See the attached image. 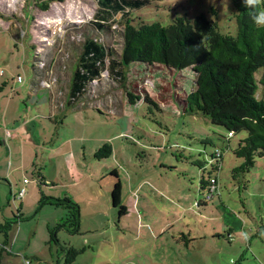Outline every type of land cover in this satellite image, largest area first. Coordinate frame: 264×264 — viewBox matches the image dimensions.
<instances>
[{
    "label": "rangeland",
    "instance_id": "obj_1",
    "mask_svg": "<svg viewBox=\"0 0 264 264\" xmlns=\"http://www.w3.org/2000/svg\"><path fill=\"white\" fill-rule=\"evenodd\" d=\"M96 5L52 1L41 11L31 0H0V111L11 101L8 112L19 105L21 118L34 116L35 125L20 133L27 143L23 169L14 167L20 160L14 156L13 172L7 171L4 147L0 152V223H10L0 264H66L69 248L78 252L67 264H264V155L234 177L241 159L232 153L247 133L229 137L201 114L182 111L196 87L190 68L132 62L124 68V85L102 71L72 107L64 105L85 38L115 56L121 52V28L96 27ZM200 13L222 33L235 34L231 0H154L135 11L134 20L166 25ZM258 87L255 97L264 99ZM127 92L140 99L130 104ZM145 96L157 108L143 102ZM104 145L110 154L96 157ZM38 169L45 178L59 170L61 184L45 186ZM208 173L218 186L205 200L199 187ZM117 181L118 207L111 202ZM47 194L72 197L79 206V231L69 234L61 226L58 242L47 226L64 224L67 209L40 206Z\"/></svg>",
    "mask_w": 264,
    "mask_h": 264
},
{
    "label": "trees",
    "instance_id": "obj_2",
    "mask_svg": "<svg viewBox=\"0 0 264 264\" xmlns=\"http://www.w3.org/2000/svg\"><path fill=\"white\" fill-rule=\"evenodd\" d=\"M31 1L38 9L46 11L50 2L63 0ZM95 1L96 27L110 28L116 23L122 32L121 52L115 56L103 43L85 38L71 71L64 105L72 107L85 94L87 85L100 78L102 71L121 86L124 85V68L132 62L161 64L176 70L190 68L196 75V87L184 97L182 111L185 114H201L210 123L223 127L227 133L232 132L230 136L245 131L247 135L238 139L232 153L235 158L241 159L232 173L236 177L250 170L255 158L264 155V99L255 97L258 85L264 96V27L252 21L250 9L244 7L242 0H231L234 35L222 33L216 22L208 20L203 13L192 20L179 16L166 25L156 21H135L134 12L150 6L154 0ZM259 10L264 11V7ZM116 15L120 17L115 20ZM259 69L262 72L256 80L254 73ZM127 97L130 104L140 99V96L130 92H127ZM143 102L157 108L148 96L144 97ZM110 150L108 145H104L95 156L105 157ZM210 157L216 159L213 153ZM215 169L217 166H212V170ZM36 174L38 181L46 185V178L39 169ZM209 177L208 173L206 180L201 178L199 188L205 189ZM111 197L112 204L118 207V181L113 184ZM38 202L40 206L51 204L67 209L64 224L57 223L53 228L47 226L50 240L58 242L56 230L61 226L66 227L69 234L79 231V206L68 196L52 198L43 195ZM124 212L125 207L121 206L119 213ZM9 228L8 221L0 223V233L4 236V245H0V261L2 251H6L3 246L7 243L6 231ZM77 252L69 248L72 257ZM72 257L66 259V264L72 262Z\"/></svg>",
    "mask_w": 264,
    "mask_h": 264
},
{
    "label": "crops",
    "instance_id": "obj_3",
    "mask_svg": "<svg viewBox=\"0 0 264 264\" xmlns=\"http://www.w3.org/2000/svg\"><path fill=\"white\" fill-rule=\"evenodd\" d=\"M37 85L40 87L41 84H39V82H38ZM32 87H34V86H32ZM10 102L11 101H8L6 108H4L0 111V140H1L0 152H2V148L4 147V150L6 151V155H7V161H8V163L6 164L7 171L13 172V170H11L12 163L13 164L17 163L14 161V156H18V157L20 156L19 163H17L14 167H18L20 169H23V167H24L23 163H25L24 159H25L26 151H24V149H25L27 143L25 141H22V142L19 141L20 133H22L23 129L26 127H27L26 132L32 131L33 130L32 127H35V125H34V120H33L34 116H33V119L32 118H29V119H22L21 118V114H24L25 111L23 112L21 109V106H19V105H17L16 108L14 106L13 112L10 114L8 112ZM51 112H52L51 115L54 116L55 115L54 107H51ZM36 116L37 115H35V117ZM30 125H31V127H30ZM2 126L4 127L3 128L4 130L1 129ZM7 127L8 128L11 127V130H9ZM31 143L33 144V142H31ZM63 143H64V146L67 145L66 142H63ZM49 150H52V149L49 148ZM65 152H66V150H65ZM48 156H50V155H48ZM57 156L58 155H56V157ZM61 157H63V156H60L59 159ZM52 163H53L52 166L54 167L55 162H52ZM59 175H60L59 170H55V171L52 170L51 175L47 174V176H46L45 183H47V184L45 186H55L56 184L58 186L59 184H61L58 182L59 181ZM47 196H52V198H58L52 194H47ZM69 198L71 199L72 197H69Z\"/></svg>",
    "mask_w": 264,
    "mask_h": 264
},
{
    "label": "clouds",
    "instance_id": "obj_4",
    "mask_svg": "<svg viewBox=\"0 0 264 264\" xmlns=\"http://www.w3.org/2000/svg\"><path fill=\"white\" fill-rule=\"evenodd\" d=\"M176 0H170V4H174ZM245 8L250 9V17L252 21L258 25L264 27V11L259 10L264 7V0H242Z\"/></svg>",
    "mask_w": 264,
    "mask_h": 264
},
{
    "label": "built area",
    "instance_id": "obj_5",
    "mask_svg": "<svg viewBox=\"0 0 264 264\" xmlns=\"http://www.w3.org/2000/svg\"><path fill=\"white\" fill-rule=\"evenodd\" d=\"M17 82L21 81V77L20 76H17L16 78ZM232 134V132H229L228 135L230 136ZM219 153L220 152H217V153H214L213 155L216 157H219ZM23 183L26 184L27 183V179H24L23 180ZM217 180H216V175L215 176H210L209 179H208V183L207 185L205 186V189H204V199H210L213 194L215 192H217ZM25 193V190L24 188L21 189L20 193L18 194V196L16 197V199H20L21 196Z\"/></svg>",
    "mask_w": 264,
    "mask_h": 264
}]
</instances>
